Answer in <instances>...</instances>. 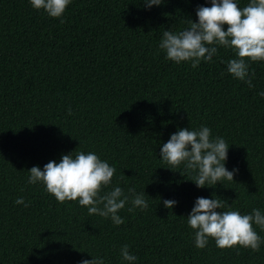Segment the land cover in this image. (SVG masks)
<instances>
[{
  "label": "trees",
  "instance_id": "obj_1",
  "mask_svg": "<svg viewBox=\"0 0 264 264\" xmlns=\"http://www.w3.org/2000/svg\"><path fill=\"white\" fill-rule=\"evenodd\" d=\"M199 5L210 6L72 0L52 18L29 0H0V264H78L91 254L122 264L124 244L136 264H264V243L219 248L210 238L197 248L186 222L195 199L213 193L225 210H264V61L250 64L249 88L224 71L231 49L193 68L158 48L163 30L188 27ZM201 124L230 146L226 167L238 172L224 185L197 188L183 166L160 160L172 133ZM75 150L107 160L113 183L145 192L148 207L126 205L116 226L26 183L28 169ZM18 196L29 206L14 204ZM163 199L178 203L168 209Z\"/></svg>",
  "mask_w": 264,
  "mask_h": 264
},
{
  "label": "clouds",
  "instance_id": "obj_2",
  "mask_svg": "<svg viewBox=\"0 0 264 264\" xmlns=\"http://www.w3.org/2000/svg\"><path fill=\"white\" fill-rule=\"evenodd\" d=\"M164 2L143 0V6L150 10ZM206 2L210 6L199 5L195 11L197 19L191 20L188 27L180 31L164 29L158 48L166 60L175 64L190 62L193 68L202 61L211 62L219 47L231 49L234 57L225 62L224 71L249 88L254 87V73H250L249 66L252 62L264 61V0H248L243 7L239 6L238 0ZM29 3L49 17L62 18L72 0H29ZM225 25L228 26L226 30ZM258 95L264 98V91H259ZM229 147L223 137L214 136L205 124L198 128H178L160 145V160L172 170L183 166L193 175L191 181L197 188L215 187L218 183L224 185V181L234 180L238 172L236 167L231 170L226 167ZM115 171V167L95 152L75 150L62 154L58 161L50 160L42 168L37 165L28 169L26 183L43 185L58 202L76 201L87 207L89 215L110 219L119 226L124 223L119 212L126 205H130L127 210L132 212L147 208L148 202L145 192L129 187L125 193L118 181L114 184ZM217 197L215 193L211 197H197L186 216L187 225L193 230L194 246L204 248L211 238L219 248L239 245L259 251L264 238L254 225L264 231V210L253 208L246 214L238 209L225 210L226 200ZM13 203L29 206L22 196ZM177 203L174 199H163V205L168 209ZM91 256L92 259L82 258L78 264H105L102 256ZM119 256L122 264H136L138 260L127 244L121 245Z\"/></svg>",
  "mask_w": 264,
  "mask_h": 264
}]
</instances>
